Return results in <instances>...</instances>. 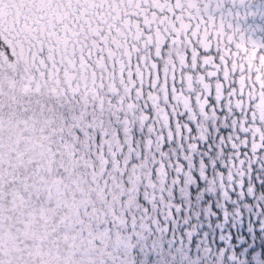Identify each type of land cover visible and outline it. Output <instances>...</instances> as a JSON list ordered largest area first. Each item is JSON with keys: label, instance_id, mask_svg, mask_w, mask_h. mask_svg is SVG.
<instances>
[{"label": "snow or ice", "instance_id": "obj_1", "mask_svg": "<svg viewBox=\"0 0 264 264\" xmlns=\"http://www.w3.org/2000/svg\"><path fill=\"white\" fill-rule=\"evenodd\" d=\"M211 10L212 0H0V264H103L101 228L121 218L81 135L106 112H123L127 131L144 100L166 127L169 103L193 113L195 91L208 115L206 98L228 84V103L251 111L252 148L264 147V46Z\"/></svg>", "mask_w": 264, "mask_h": 264}, {"label": "rangeland", "instance_id": "obj_2", "mask_svg": "<svg viewBox=\"0 0 264 264\" xmlns=\"http://www.w3.org/2000/svg\"><path fill=\"white\" fill-rule=\"evenodd\" d=\"M211 14L264 46V0H212ZM231 86L220 100L214 90L206 98L208 115L192 91L193 113L169 103L166 127L141 100L127 131L123 112H106L102 124L84 129L83 154L100 170L102 185L107 181L106 196L115 195L121 218L108 216L101 228L109 237L103 264H245V247L264 229V147L252 148L251 111L246 116L228 103Z\"/></svg>", "mask_w": 264, "mask_h": 264}, {"label": "trees", "instance_id": "obj_3", "mask_svg": "<svg viewBox=\"0 0 264 264\" xmlns=\"http://www.w3.org/2000/svg\"><path fill=\"white\" fill-rule=\"evenodd\" d=\"M245 248L248 250L244 258L245 264H256L255 256L259 259L257 264H264V229L256 230L254 239L249 240Z\"/></svg>", "mask_w": 264, "mask_h": 264}]
</instances>
